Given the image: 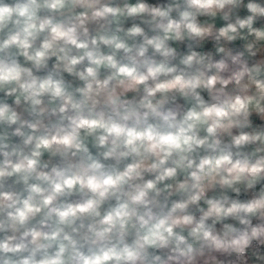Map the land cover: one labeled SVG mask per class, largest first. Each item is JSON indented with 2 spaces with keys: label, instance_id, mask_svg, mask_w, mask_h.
Wrapping results in <instances>:
<instances>
[{
  "label": "clouds",
  "instance_id": "1",
  "mask_svg": "<svg viewBox=\"0 0 264 264\" xmlns=\"http://www.w3.org/2000/svg\"><path fill=\"white\" fill-rule=\"evenodd\" d=\"M0 264H264V0H0Z\"/></svg>",
  "mask_w": 264,
  "mask_h": 264
}]
</instances>
